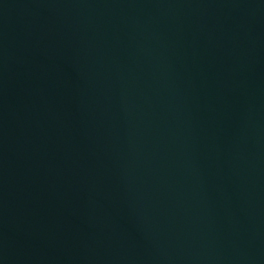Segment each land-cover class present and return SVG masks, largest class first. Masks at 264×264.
<instances>
[{
  "label": "water",
  "instance_id": "95a60500",
  "mask_svg": "<svg viewBox=\"0 0 264 264\" xmlns=\"http://www.w3.org/2000/svg\"><path fill=\"white\" fill-rule=\"evenodd\" d=\"M0 264H264V0H0Z\"/></svg>",
  "mask_w": 264,
  "mask_h": 264
}]
</instances>
